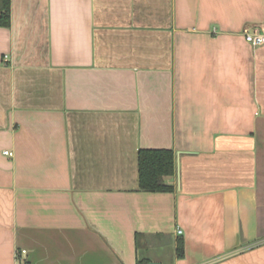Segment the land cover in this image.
Listing matches in <instances>:
<instances>
[{
    "label": "crops",
    "instance_id": "0c3cea01",
    "mask_svg": "<svg viewBox=\"0 0 264 264\" xmlns=\"http://www.w3.org/2000/svg\"><path fill=\"white\" fill-rule=\"evenodd\" d=\"M260 25L264 0H10L0 264H264ZM139 149L173 150L172 191Z\"/></svg>",
    "mask_w": 264,
    "mask_h": 264
},
{
    "label": "trees",
    "instance_id": "16d2710c",
    "mask_svg": "<svg viewBox=\"0 0 264 264\" xmlns=\"http://www.w3.org/2000/svg\"><path fill=\"white\" fill-rule=\"evenodd\" d=\"M10 24V0H0V26ZM174 152L171 149H139L138 177L139 189L151 192H169L173 186L166 182V177L174 174ZM183 243L178 241L176 253L183 256ZM137 264H148L145 259Z\"/></svg>",
    "mask_w": 264,
    "mask_h": 264
},
{
    "label": "built area",
    "instance_id": "2783aa9c",
    "mask_svg": "<svg viewBox=\"0 0 264 264\" xmlns=\"http://www.w3.org/2000/svg\"><path fill=\"white\" fill-rule=\"evenodd\" d=\"M245 41L253 46L264 44V26L260 25L254 29L245 28L243 30ZM5 154L10 155L9 151H4ZM25 252V250H22Z\"/></svg>",
    "mask_w": 264,
    "mask_h": 264
},
{
    "label": "water",
    "instance_id": "95a60500",
    "mask_svg": "<svg viewBox=\"0 0 264 264\" xmlns=\"http://www.w3.org/2000/svg\"><path fill=\"white\" fill-rule=\"evenodd\" d=\"M148 264H160L158 262H148Z\"/></svg>",
    "mask_w": 264,
    "mask_h": 264
}]
</instances>
